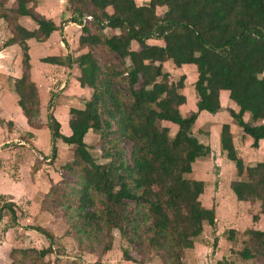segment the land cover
<instances>
[{
	"label": "trees",
	"instance_id": "16d2710c",
	"mask_svg": "<svg viewBox=\"0 0 264 264\" xmlns=\"http://www.w3.org/2000/svg\"><path fill=\"white\" fill-rule=\"evenodd\" d=\"M68 10L69 22L82 26L80 45L90 50L77 64L81 86L93 95L84 109L71 110L68 136L54 113L48 114L51 161L57 160L58 141L75 146L72 162L63 170L77 179L51 186L42 209L68 225L66 237L81 254L96 256L94 264H103L113 250L116 230L132 245L138 234L143 239L138 245L160 253L165 264H186L187 251L204 233L205 223L216 225L215 209L201 201L205 182L187 178L196 160L212 153L193 134L199 115L219 113L221 93L227 92L238 106L228 112L253 139V148L264 140V0H151L143 6L135 0H68ZM21 17H30L38 28L22 27ZM87 17L93 19L89 26ZM0 20L12 33L5 47L17 45L22 51L23 74L14 85L19 108L29 127L39 129L35 119L42 115L41 99L28 41L47 42L62 27L36 11V0H0ZM106 29L120 33L109 37ZM98 49L106 51L102 59L95 55ZM63 61L42 60L59 66ZM166 63L176 69L194 67L192 97L198 102L189 116L181 111L188 100L187 77L173 82ZM56 96H51L48 110ZM247 114L250 122L245 121ZM167 123L178 127L174 136ZM91 130L103 136V163L86 143ZM125 141L131 144L128 160ZM221 147L238 172L231 183L237 200L259 202L264 214V162L245 166L229 125L222 127ZM37 231L50 241L48 248L13 250L11 264H47V257L57 253L56 239ZM251 239L254 244L241 257L264 263V232L251 233ZM123 256L138 264L128 252ZM79 262L86 264L83 258Z\"/></svg>",
	"mask_w": 264,
	"mask_h": 264
},
{
	"label": "rangeland",
	"instance_id": "374dc122",
	"mask_svg": "<svg viewBox=\"0 0 264 264\" xmlns=\"http://www.w3.org/2000/svg\"><path fill=\"white\" fill-rule=\"evenodd\" d=\"M4 24L5 23L0 25V264H11L10 258L13 250L33 248L40 250L43 247L48 248L50 241L46 239L45 234H41V232L37 231L39 229H42L56 239L55 250L57 253L55 254L53 252L47 257V264H80L79 259L83 256L86 260H84V262L86 264H91L90 262L93 259L90 255L92 254H81L78 250L77 243L71 238L66 237L68 225L62 220H58L51 214L43 211L41 206L51 186H60L63 184V180L75 181L77 179L75 176L63 170L66 165L72 162L76 149L75 146H69L62 141H58L57 160L51 161V136L48 129L47 118L48 114L51 112L54 113V115L57 114L59 119L57 117L56 119L62 125V134L68 136L71 134L69 122L72 119L71 110L74 108L66 104L60 106V104L58 107H62V110L59 112L57 104L60 97L63 95H61V92H57L55 93L57 94L55 98L56 101L52 104V108L48 110V103L43 110L41 108V118L38 120L35 119V124H37L39 129L35 130L29 127L25 117L23 118L19 113L20 110L17 106L19 98L17 94H15L17 97L11 94V91L15 89V76L18 74V72H15V68L23 72V67L20 63L22 58L19 59V55H22V51L21 48L18 47L19 53L17 54L15 51H9V49L5 47L12 38L10 37L12 33L9 32L10 30L7 29ZM60 40L64 43V47L61 43L58 45V48H62L61 52L54 51L56 43L53 42L50 45L41 47L43 49L46 48V50H50L51 48L50 54L53 52H70V47H72V45L68 44L63 34H60ZM45 43L46 42L37 43L35 40L33 44L39 46ZM6 49L8 51H6ZM68 52L67 54L65 53V57L62 58L66 65H68V58H74V55ZM48 54L46 56H49ZM105 54V50L98 49L95 52V55L100 59H102ZM33 55L36 54L33 53ZM5 62H7L8 65L5 64ZM164 68L170 73L173 82H178L182 76L187 77L184 90L188 95V99L192 100V95L195 92L194 67L189 66L186 67V69H176L171 63H166L164 64ZM124 88L118 87L121 92L125 93ZM90 90L91 98L93 90ZM125 96H128L127 93ZM195 99L193 103L189 101L188 106H193V104L196 105ZM194 107L190 108L189 111L196 112L197 108ZM182 112L183 115H188L190 113L185 114V110H182ZM248 120L250 121V118H248ZM165 125L170 128L171 136L177 133L178 127L176 125L168 123ZM204 130L205 128L203 131ZM30 133L33 134V136L29 137L28 134ZM196 136H200L199 131L196 133ZM102 137L101 133L93 130H91L86 137L89 151L99 163L104 162L102 158ZM123 148L127 153L128 160L130 158L131 144L125 141ZM39 163L42 165L40 167L41 170L38 172L36 169ZM216 168L218 167L214 165L211 171L208 172V174L213 175L210 178L211 180L209 181L208 188L205 186L206 194H204L206 203L212 205L216 209L222 210L225 216L222 219L218 218L216 227L214 228L209 226L208 223H205V231L195 241V246L193 248L202 253L200 254L197 252L198 257L195 258V264H264L257 259L246 261L241 257V253L245 248H250V244H254V241L251 239V233L255 232L258 226L264 229L262 209L256 207L255 205L257 204L252 205L251 203H247V205H241L237 202L234 203L231 197L229 198L232 201L229 200L227 194L229 192V182H232L234 178L233 172H223L220 167L217 171ZM191 175L192 174L187 176V178H191V180L197 178V175ZM224 176H228L229 178H222ZM218 193H225L223 199L226 200L227 204L232 202L234 206L223 207L226 205L223 200L217 203L216 195ZM130 206L132 207L131 209H134V206L131 204ZM235 209H239V218H241L243 222L239 228H235L238 224L232 219V216H234L236 212ZM13 212L15 214H13ZM146 228L145 225H142V230H146ZM134 237L137 243L132 245L129 239L124 237L120 231L116 230L114 232V247L112 253L107 258H104V264H123V261L127 262L123 256L124 252H128V254L133 256L138 264H165L163 263L160 253L152 249L150 250L145 246L138 245L143 239L141 240L138 234ZM199 245H204V247H206L203 248ZM193 249H189L187 252ZM207 249L209 251L205 253ZM202 257L203 261H200Z\"/></svg>",
	"mask_w": 264,
	"mask_h": 264
},
{
	"label": "crops",
	"instance_id": "0c3cea01",
	"mask_svg": "<svg viewBox=\"0 0 264 264\" xmlns=\"http://www.w3.org/2000/svg\"><path fill=\"white\" fill-rule=\"evenodd\" d=\"M36 1H37L36 11L40 15L44 16L45 18L54 21V23L58 27H62V30L53 33L51 38L45 44H40L38 46V45L33 44L35 41L34 39H31L28 41V44L30 46V52H31V64H32L31 72H32L33 80L38 86V91H39L40 99H41V108L43 110L47 106L53 94L57 92H61V95L63 96L60 97L59 102L57 104V108L59 112H61L62 110L61 109L62 107L60 106H63L65 104L69 105V107L74 108V109H80V110L84 109L85 107L84 104L91 99L90 98L91 90L89 87H85V88L82 87L79 82V79L81 77V69H80L79 64H77V60L81 58L82 56L86 55L90 51L88 47H82L79 43L80 38L83 35L82 26L69 22V20L72 18V14L68 10V0H36ZM135 1L137 2L138 5L143 6V5L148 4L151 0H135ZM109 11H111V9H109ZM157 12L159 13V15H163L164 9L158 8ZM3 23H5V21L0 20V25ZM19 24L29 31H34L38 28V25L30 17H21L19 19ZM85 24L88 26L90 25L89 22ZM4 25L5 27H7L6 23ZM91 31L95 32L94 29L92 28H91ZM119 33L120 32L118 30H111V29H106L104 31V34L109 37L113 34H119ZM60 34L61 35L63 34L68 44L72 45V47H70V52L66 51L64 53H55L56 51L58 52L62 51L61 47L58 48V45H60V43L64 47V43H62V41L60 40ZM10 37H12V35ZM52 42L56 43V46L54 47L55 52L50 54L51 48L50 50H46V48L43 49L41 46L45 47L46 45H50ZM18 47L19 46L14 45L7 49H9V51H15V53L18 54L19 53ZM135 48L138 49L136 45H135ZM7 49L6 51H8ZM67 52L74 55V58L73 57L68 58L67 60L68 65L64 63L63 65L59 66V65H52V64H47V63L42 62L44 58H48V57L62 59L63 57H65V53L67 54ZM33 53H35L36 55H33ZM47 54L49 56H46ZM51 55H54V56H51ZM19 59H21V55H19ZM5 64H7V62H5ZM15 72H18L19 74L15 76L16 80L20 79L22 77L23 72L20 69L19 71L16 70V68H15ZM11 94L17 97L15 95L16 93L14 90L11 91ZM195 98L196 97L193 96L192 100L188 99L187 104L181 107V111L185 110L186 112L185 114H188L190 112L189 111L190 108L194 106L197 108L198 99L197 98L195 99ZM194 99H195L196 105L193 104V106H188L189 101L190 103H193ZM58 105L60 106L58 107ZM221 105H222V110L216 115H212L208 112H202L199 115V118L195 124L194 131H193L194 136L199 140L200 144L209 148L212 152L211 155L207 157L197 159L195 164L193 165L192 175L193 174L197 175V178H193V179L197 181H204L207 188L209 186V181L211 180L210 178L213 175V174H208V172L211 171L212 166L214 167V165L218 167L216 169H219V167L222 168L223 172L224 171L233 172L234 178L232 182L238 179L237 178L238 172L235 167V164L230 162L227 159L226 153L222 151L221 132H222V127L224 125L230 126L235 148L239 152L242 159L244 160L246 167H254L257 164L264 162V140L259 142V148L257 149L253 148V142H254L253 139L244 133L243 129L238 126V124L235 122V120L231 117V115L228 112L229 109L237 111L238 106L234 101H232L229 98V94L227 92L221 93ZM17 106L19 107L18 103H17ZM192 112L184 116H189L191 115ZM19 113L24 118L21 110L19 111ZM55 117L58 118V115L55 114ZM248 118H250V116L247 114L245 117L246 122H250ZM204 128L205 130L203 131ZM198 131L200 133V136H196V133ZM222 178L225 179L229 177L224 176ZM232 182H229V187H228L229 192L227 194L228 198L231 197V199L234 200V203L237 202L238 204H241V205H247L246 202H239L237 200L236 196L231 190ZM205 194L202 196L201 201L203 204H205V206L207 207L209 206L208 208L215 209L216 222H217L218 218L222 219L225 216V214L222 210L218 208L216 209L212 205L207 204L206 199H205ZM224 194L225 193H220V194L218 193L216 195L217 203H219L221 200H223L226 203V200L223 199ZM231 199L229 198V200ZM255 204H257L255 205L256 207L261 208V205L259 202ZM226 206L231 207V206H234V204L232 205V202L228 204L226 203V205H224L223 207H226ZM235 210L236 212L234 216H232V219L235 223L238 224V226L235 228H239L241 227L243 222L241 221V218H239V213H238L239 209H235ZM263 217H264V214H263ZM250 225L252 226L251 222H250ZM256 231L264 232V229L261 226H258ZM199 246L203 248L206 247V246L204 247V245H199ZM208 251L209 250L207 249L205 253H208ZM197 252L202 254L200 251H196L194 249L187 252L186 257H185V263L195 264V258L198 257ZM111 253L112 251L105 258L111 255ZM84 254H88V253H84ZM90 256H92V259H93L90 263L94 264L97 261V258L93 255H90ZM82 258L83 260H85L84 256ZM200 261H203V257L202 259H200ZM103 264H104V260H103ZM123 264H134V263L123 261Z\"/></svg>",
	"mask_w": 264,
	"mask_h": 264
},
{
	"label": "built area",
	"instance_id": "2783aa9c",
	"mask_svg": "<svg viewBox=\"0 0 264 264\" xmlns=\"http://www.w3.org/2000/svg\"><path fill=\"white\" fill-rule=\"evenodd\" d=\"M93 19H92V17H87L86 19H85V22H87V21H92Z\"/></svg>",
	"mask_w": 264,
	"mask_h": 264
}]
</instances>
